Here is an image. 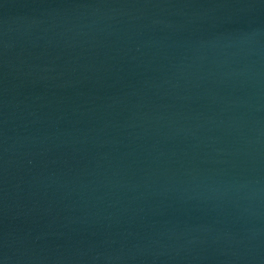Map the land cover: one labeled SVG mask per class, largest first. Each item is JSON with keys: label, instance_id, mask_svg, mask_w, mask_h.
<instances>
[{"label": "water", "instance_id": "obj_1", "mask_svg": "<svg viewBox=\"0 0 264 264\" xmlns=\"http://www.w3.org/2000/svg\"><path fill=\"white\" fill-rule=\"evenodd\" d=\"M0 264H264V0H0Z\"/></svg>", "mask_w": 264, "mask_h": 264}]
</instances>
